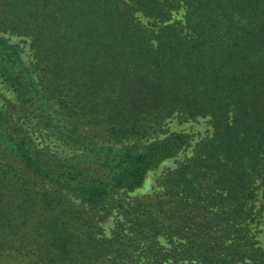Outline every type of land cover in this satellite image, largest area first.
I'll return each mask as SVG.
<instances>
[{
  "label": "trees",
  "instance_id": "trees-1",
  "mask_svg": "<svg viewBox=\"0 0 264 264\" xmlns=\"http://www.w3.org/2000/svg\"><path fill=\"white\" fill-rule=\"evenodd\" d=\"M195 117L159 189L113 200ZM258 187L264 0H0V264H264ZM68 193L115 209L110 236Z\"/></svg>",
  "mask_w": 264,
  "mask_h": 264
},
{
  "label": "rangeland",
  "instance_id": "rangeland-1",
  "mask_svg": "<svg viewBox=\"0 0 264 264\" xmlns=\"http://www.w3.org/2000/svg\"><path fill=\"white\" fill-rule=\"evenodd\" d=\"M23 46L26 48L25 45ZM26 50L27 49H25L22 55L25 62H28L30 57ZM162 129L166 132L183 131L187 133L188 137L186 143L181 145L174 155L161 160L155 167L146 171L139 186L131 190L118 189L112 196L113 200L116 198L119 200L122 199L123 202L127 203L133 201L134 198L144 199L146 196L158 190L159 180L164 173L172 169L179 161L190 156L194 144L208 137L211 133V126L210 123L207 122V117H195L187 121H180L176 118L168 119L165 121ZM259 191V187L254 191V200H252L254 215L249 226L253 234L255 245L264 251V203L259 197ZM66 197L78 205V208L84 213V216L96 225L98 229H101L102 235L110 236V232L117 219L115 209L111 207L92 208L85 202L79 203V198L71 193H68Z\"/></svg>",
  "mask_w": 264,
  "mask_h": 264
}]
</instances>
